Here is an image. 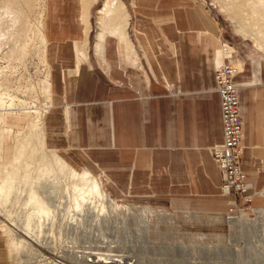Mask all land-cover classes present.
I'll return each mask as SVG.
<instances>
[{"label":"crops","instance_id":"crops-1","mask_svg":"<svg viewBox=\"0 0 264 264\" xmlns=\"http://www.w3.org/2000/svg\"><path fill=\"white\" fill-rule=\"evenodd\" d=\"M131 1L132 9L119 1L128 16L126 35L105 32L99 43L92 38L95 0L87 7L81 0H47L43 144L74 169L89 172L113 202L151 200L166 203L163 209L171 213L224 216L239 201L222 196L223 177L209 155L223 142L214 81L222 62L219 27L191 0ZM164 83L176 93L167 94ZM234 84L246 196L252 208L264 210V57L246 60ZM4 120L16 129L23 124L9 115ZM10 158L1 141L0 163ZM3 236L0 231V264H10Z\"/></svg>","mask_w":264,"mask_h":264},{"label":"rangeland","instance_id":"rangeland-1","mask_svg":"<svg viewBox=\"0 0 264 264\" xmlns=\"http://www.w3.org/2000/svg\"><path fill=\"white\" fill-rule=\"evenodd\" d=\"M119 1H127L131 8V0H115L114 4H121ZM191 1L202 4L217 23L220 50L222 44L231 49L238 73L246 60L264 57L263 41L250 34L243 37L238 32L241 25L237 20H231L225 9L229 1ZM46 2L0 0V116L2 128L10 131L2 141L9 147L11 157L9 162L2 163L4 165L12 164L15 134L23 133L29 120H36L42 131L44 114L49 106L43 40ZM104 3V0H95L92 4L93 41L95 36L102 42L100 36H104L99 15ZM129 25L131 28V21ZM131 39L134 40L133 36ZM128 44L131 51L130 42ZM98 51L100 58L101 50ZM140 54L143 56L142 51ZM142 69L146 82H153L150 68ZM113 84L122 86L118 81ZM164 89L167 94L176 93L167 83H164ZM136 94L140 96L138 92ZM7 115L23 119L21 129L4 124ZM26 141L25 153L29 154V159L23 168L10 181L0 179V231L10 253V264H264L262 209L250 205L253 211H245L241 217L243 222L231 229L233 225L229 226L225 215L206 218L171 213L163 208L135 204V201L116 203L101 189L109 201L123 206V211L109 204L102 210L93 199L77 208L73 199L77 198V193L68 178L57 170L41 177L37 145ZM45 149L57 155L73 171L86 172L74 169L58 153ZM30 151H35V155L30 156ZM222 227L226 229L225 236L189 233L195 228L198 231Z\"/></svg>","mask_w":264,"mask_h":264},{"label":"bare ground","instance_id":"bare-ground-1","mask_svg":"<svg viewBox=\"0 0 264 264\" xmlns=\"http://www.w3.org/2000/svg\"><path fill=\"white\" fill-rule=\"evenodd\" d=\"M81 1L82 4L84 3L85 7H87L90 1L93 0H81ZM104 1H105L104 6L99 12L100 23L102 25L101 28L103 29L104 33L106 32V34L113 36L122 35L123 33L125 34L128 16L124 11L123 5L120 3L114 4L115 0H104ZM227 1H229L228 2L229 4L228 7L225 9L231 15V16L228 15V17L230 16L231 20L232 18L233 20H237L238 23L241 25V29L238 32H241L243 37H246L247 34H250L255 36V39H258V41L264 42V0H227ZM100 38L103 39V36H100ZM35 121L29 120L24 132L17 133L13 137L15 139L14 148H13L14 150L13 161L12 164L10 165L8 164L4 165L0 163V179L3 180V182L10 181L23 168V165L25 164L27 159H29L27 158V155L29 154L25 153L26 145L24 146V144H27L25 143L27 142L26 140L30 141L29 139H31V141L35 142L33 143L34 146L37 145V149L39 150V155L36 157L39 164L38 167L40 168L39 174L41 175V177H44L50 172H53L55 170H57L61 174H64L68 178L69 184L72 186V189L77 193L76 194L77 198H73L75 200L74 202L77 208L79 207L81 208V205L83 206L84 203H87L89 202L90 199H93L97 202V203L95 202L96 204H100V208H102V210L106 209L105 208L106 204H109L112 205V207L115 206L114 209H118V210L120 209L119 211H123L121 210L123 206H119L109 201L107 196L100 190L98 183L89 173L87 172L77 173L73 171L63 161H61V159L57 157V155H55L51 151L49 152L44 148L42 141L43 138L42 131L38 122ZM9 135H10V131L4 130L2 128V116H0V143L4 139V136H9ZM34 146L33 148H35ZM34 152L32 151L30 156L35 155ZM53 168L55 169L53 170ZM31 197L34 198V196L32 195ZM125 209L127 208L125 207ZM241 217L242 216L237 217V219L236 218L230 219L229 226L233 225L231 226L232 227L231 229H233V227L236 228L240 224V222H243ZM10 235L11 232L9 233L8 236ZM22 236L26 240H29V238H27L26 235L25 236L22 235ZM29 241L31 242V240ZM201 249L203 250V247Z\"/></svg>","mask_w":264,"mask_h":264},{"label":"built area","instance_id":"built-area-1","mask_svg":"<svg viewBox=\"0 0 264 264\" xmlns=\"http://www.w3.org/2000/svg\"><path fill=\"white\" fill-rule=\"evenodd\" d=\"M220 51L222 62L214 75V81L219 95L223 142L219 146L211 147L209 154L218 164L223 177L222 196H233L239 201V205L225 215L226 222H229L230 219L244 215L247 210L252 212L253 209L250 207V198L246 196L245 175L240 166L243 153L241 146L243 119L240 115L238 89L234 84L238 66L235 65L233 52L228 46L222 44Z\"/></svg>","mask_w":264,"mask_h":264},{"label":"trees","instance_id":"trees-1","mask_svg":"<svg viewBox=\"0 0 264 264\" xmlns=\"http://www.w3.org/2000/svg\"><path fill=\"white\" fill-rule=\"evenodd\" d=\"M135 204H140V205H144V206H150V207H156V208H166L167 205L164 202H157V201H151V200H135L134 202ZM223 229H217V230H212V229H205V230H198L195 229H190L189 233L191 234H195V233H200L203 236H212V235H219L222 234V236H225L226 234V229L224 227H222Z\"/></svg>","mask_w":264,"mask_h":264}]
</instances>
